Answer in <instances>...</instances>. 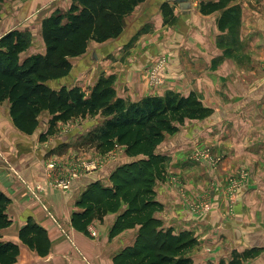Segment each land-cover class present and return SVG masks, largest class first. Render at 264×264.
Wrapping results in <instances>:
<instances>
[{
	"label": "crops",
	"instance_id": "0c3cea01",
	"mask_svg": "<svg viewBox=\"0 0 264 264\" xmlns=\"http://www.w3.org/2000/svg\"><path fill=\"white\" fill-rule=\"evenodd\" d=\"M219 1L192 0L190 11L178 12L169 0H146L126 17L120 37L91 41L86 54L70 60L71 73L49 85L55 90L78 87L89 96L101 78H113L117 96L132 103L169 92L195 94L213 114L187 121L158 148L169 160L167 178L156 187L164 206L157 217L177 234L195 235V264L228 262L232 253L247 251L256 254L243 264H264V0L230 2L227 9H241L235 31L219 29L222 12L201 13L202 4ZM165 3L174 10L172 25L165 26ZM73 5L74 0H0V40L18 31L31 36L21 60L45 55L43 23L67 15ZM157 64L160 83H153L150 74ZM89 117L59 123L55 135L43 142L48 113L39 118L36 132L26 135L14 126L9 102L0 104V191L10 200L5 213L12 221L1 232L0 244L19 246L15 264H114L134 244L137 230L110 238L117 214L95 220L90 235L72 226L73 214L82 211L77 207L82 193L97 181L109 186L111 173L127 160L124 151L121 158L73 179L68 190L56 187L71 179L73 163L83 161V153L79 161L70 160L81 151L77 141L103 122ZM207 150L211 161L192 159ZM244 165L256 167L255 182L231 201L224 185ZM63 167L67 174L59 175ZM30 221L48 234L51 249L45 257L20 240Z\"/></svg>",
	"mask_w": 264,
	"mask_h": 264
},
{
	"label": "trees",
	"instance_id": "16d2710c",
	"mask_svg": "<svg viewBox=\"0 0 264 264\" xmlns=\"http://www.w3.org/2000/svg\"><path fill=\"white\" fill-rule=\"evenodd\" d=\"M146 0H74L70 12L55 15L43 23L45 55L21 60L29 48L31 36L18 31L0 40V104L9 102L14 126L23 134L33 135L41 115L51 117L48 132L55 135L61 122L101 114L102 124L82 137L76 147H88L101 155L124 148L127 157L109 177L90 184L77 202L81 212L72 216V226L90 235L95 220L104 221L117 214L110 231L114 239L128 230H137L133 245L114 259V264H195L192 251L199 245L191 232L175 233L165 228L157 214L164 206L157 200L158 182L167 178L168 156L158 148L168 135H175L187 121H202L213 111L195 94L183 96L169 92L164 97H149L132 103L117 96L113 78H101L87 96L80 88L53 89L49 83L67 77L71 59L87 53L89 43H105L120 37L125 19ZM232 0L202 4L201 13L222 12L219 29L235 31L240 24L241 9H227ZM165 24L174 21V10L168 3L162 7ZM64 19L67 23L64 24ZM10 200L0 191V236L12 225L6 210ZM20 240L39 256L49 254L51 243L47 232L33 222L20 231ZM20 254L15 243L0 244V264H15ZM254 251L232 253L231 260L219 264H243L255 256Z\"/></svg>",
	"mask_w": 264,
	"mask_h": 264
},
{
	"label": "rangeland",
	"instance_id": "374dc122",
	"mask_svg": "<svg viewBox=\"0 0 264 264\" xmlns=\"http://www.w3.org/2000/svg\"><path fill=\"white\" fill-rule=\"evenodd\" d=\"M178 12H179V7L177 6L176 7ZM135 11V10H134ZM174 21L172 20V22H170L168 25H172ZM165 26H167V24H165ZM160 65L161 64H157L155 65L154 67H152V72H156L158 73L157 75H159V72H160ZM153 75V74H152ZM151 74H150V79L151 77H153ZM98 118V119H103L101 114H96V115H92L90 116L89 118ZM80 139L77 141V143H79ZM76 143V145H77ZM75 145V146H76ZM81 149L80 150H76L78 156L74 157V160L70 159L71 161H79L77 157H79V154L80 153H83L82 154V159L80 160H83V165H89L90 163H92V160L94 161V163L97 161L98 163V168H100L101 166L105 165L106 163H109L110 161H114L115 159H118V158H121L122 155H123V152L124 149L123 148H117L112 154H108V155H101L98 153V155L96 154L97 152L94 150L93 152L94 153H91L90 148H88L87 146L86 147H79ZM78 149V147H77ZM125 153V152H124ZM214 162H212V164L215 166L218 164V161H215L213 160ZM74 164V163H73ZM256 167L254 166H251V165H244V166H240L239 169H237V172L233 175H230L227 177V180H226V183L224 185L226 191H227V198L231 201H235L237 198V195H240V193L245 190V189H248L251 185V183H254L255 180H254V169ZM64 175V174H67V172L64 170V167L62 168L61 172L59 173V175ZM254 181V182H253ZM237 184V185H236ZM237 187V188H236ZM198 213V211L196 212ZM96 235L93 237L95 238Z\"/></svg>",
	"mask_w": 264,
	"mask_h": 264
},
{
	"label": "built area",
	"instance_id": "2783aa9c",
	"mask_svg": "<svg viewBox=\"0 0 264 264\" xmlns=\"http://www.w3.org/2000/svg\"><path fill=\"white\" fill-rule=\"evenodd\" d=\"M160 68V67H159ZM153 74V75H152ZM151 75L153 76V83H160L158 73L153 72ZM192 159L194 161H211V155L210 152L207 151H197L192 156ZM56 166L54 164L50 165L51 169H54ZM102 167V166H101ZM93 169H98V164L94 165L93 163H90L89 165H83V162H77L71 165L70 172H71V179L62 180L59 183L56 184V187L62 188L64 190H68L71 185V181L73 179L79 178L82 174H87ZM237 185V184H236ZM237 188V187H236ZM36 189H39L38 187Z\"/></svg>",
	"mask_w": 264,
	"mask_h": 264
},
{
	"label": "water",
	"instance_id": "95a60500",
	"mask_svg": "<svg viewBox=\"0 0 264 264\" xmlns=\"http://www.w3.org/2000/svg\"><path fill=\"white\" fill-rule=\"evenodd\" d=\"M169 2L178 5L183 12L190 11L192 8V0H169Z\"/></svg>",
	"mask_w": 264,
	"mask_h": 264
}]
</instances>
